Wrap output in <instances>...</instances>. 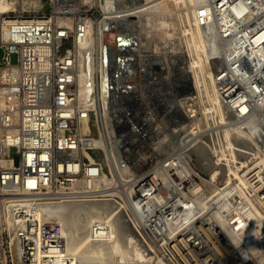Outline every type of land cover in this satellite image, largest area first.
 Listing matches in <instances>:
<instances>
[{
  "label": "rangeland",
  "instance_id": "rangeland-1",
  "mask_svg": "<svg viewBox=\"0 0 264 264\" xmlns=\"http://www.w3.org/2000/svg\"><path fill=\"white\" fill-rule=\"evenodd\" d=\"M83 1L86 3V9L93 17L89 16L88 18L92 20L94 28V39L91 44L94 48H91V45H89L91 49H88L89 47L87 46L88 48L86 47L85 52V55L87 54L86 56L88 57H86L88 59H86V64H88L86 68L91 65L87 69V77H91L92 75L94 77H91L93 82L90 78L86 81L89 88H87L86 95L88 93L91 95L90 99L89 95H85L86 99L84 100H86L87 104L88 99L92 100L95 98V101H92V105L95 104V107L92 106V109L90 108L89 115L91 116L88 120L93 121L94 124L92 126L94 130H98L97 133L104 138V142L109 150L115 146L113 148L115 152L113 150V153L119 155L116 156L119 157L125 170L122 172L124 175L126 174L127 181L121 179L122 182H117L115 180L116 174L114 175V180L118 185V191L115 190L114 192L116 193L114 194H116L115 200L117 205H119L116 209L117 213L124 215L129 222L130 228L128 230L130 231L128 232V236L130 241L143 246L141 247L142 249L147 248L152 254L153 252L160 253L163 248L160 236L156 233L154 235V232L150 231L145 222L142 224L144 219L142 216L140 217L136 210V214L133 213L134 216L132 215L133 205L129 204L128 201L130 203L135 202V200L145 194V191H143L145 188L158 185L164 186L165 190L169 192L168 198L170 204L179 199L184 200L183 191L187 196L192 197L193 189L197 186L204 192H209L213 189V186L222 188L230 185L229 183L227 184L229 177L227 160L221 154V151L224 149L227 152L232 150V148L229 149L225 137L227 129L234 131L230 135V138L234 142V147L236 146L237 148L239 146L240 148V145H245L242 147L249 151L250 155L248 154V156L251 158V161L260 156L264 158L263 135L258 134V136L252 139H247L248 137L238 136L235 131V126L238 124L244 125L247 119L239 120L240 122L236 121V114L243 115V113L239 112V106H237V103H234L235 98H238L241 94L245 96L247 101L251 102L252 100L264 98L258 91V86L264 85V57L259 52L255 53L254 57H251L244 46H242L244 39L264 29V21H262L264 19V5L262 4L261 6V3L257 0H250L248 6L244 2L246 4L245 8L247 9L248 7V12H252L253 15L247 12L244 16H239L240 22L236 24L235 30L233 32L228 31L223 40L219 38L220 31H223V22H218L211 30V34L206 37L207 45L205 49L201 50L200 57L197 55L195 48L191 47L194 51L193 49L190 50L189 46L191 44L189 41L191 34L187 30L189 22L187 23L184 11L186 8H183V6L177 9L173 8V11L168 10L169 15L167 11L162 14L163 16H153V14H146L144 12L139 17L135 13H137V10L139 11L146 7V5H150V3H147V0H115V9H112L114 14L111 11L109 13L112 16L111 18L105 13L106 10L101 7L100 0H92V2H90L91 0L88 2L86 0ZM156 1L150 0L149 2L153 4ZM260 1L264 2V0ZM210 3L215 6L216 0H211ZM202 4L200 7L204 6L205 3ZM257 6L259 7L257 8ZM178 11L182 15H179ZM129 12L131 13L129 14ZM131 14L134 15L132 16ZM173 14L176 15L174 16ZM107 15L109 18H107ZM123 15L124 18L122 17ZM159 17L164 23V25L161 24L162 27L159 21L157 22ZM104 18L105 20H103ZM163 19L168 23L164 22ZM100 20L104 23H99ZM106 20L110 22V25L106 23ZM72 22L74 24V20H71L70 23L74 27ZM94 22L97 23L94 24ZM99 25L105 29H101ZM108 33H116V36L119 33V35L116 37L117 39L115 38L111 41L108 39ZM243 34L245 35L243 36ZM210 35L216 36L215 44L217 52H214L213 45L209 42ZM95 36L97 37L96 42L94 41ZM106 38L108 41L110 40V43ZM100 39H105L106 41H101ZM101 43L104 44L103 47L105 49L101 47ZM103 49L105 50L104 52ZM67 50L63 52L67 54ZM89 54H92L91 58ZM3 55L4 52L0 48V64L3 63ZM259 59L262 62L259 66H256ZM90 60H94V63L92 64ZM234 60L239 63L234 65ZM11 62L13 64L18 62L17 54L11 55ZM127 66L136 72L132 71V69L129 71L128 68V70L123 71L124 73L120 72L122 67L125 68ZM101 67L104 69L103 72H101L103 70ZM105 74L106 76H104ZM241 74L246 78V85L242 83ZM237 80L240 81L241 88L231 97H226L224 95V88L230 85V82ZM77 82L75 80L73 100L75 101L76 99L79 102L80 99L77 96L79 83ZM213 83L217 86L218 91L220 90L218 93L221 98L222 107H220L221 110L219 112H213L211 108L210 97L213 94ZM104 86L107 87L108 91ZM104 89L107 91L106 94ZM79 103L82 107L85 104L83 102ZM243 103L250 105L246 100ZM88 106L91 107V101ZM210 113L213 114L210 115ZM209 118L212 119L210 120ZM208 120L209 123L207 122ZM81 124L82 122L79 120V130L82 136ZM90 130V134L95 132H92L93 129L91 128ZM245 154L238 153V157L240 158L241 156L243 158ZM96 159L100 161L99 158ZM117 165L115 164V169H117L115 173L122 178L118 169L119 166L116 167ZM105 167L108 170V165H105ZM178 170L182 171V173H177ZM216 170V178L211 180V173ZM129 171L130 173H128ZM262 171L264 174V169ZM83 177L78 176L76 178ZM209 180L210 185L206 183ZM232 182H237V179L235 180L234 178ZM130 184L134 185V193L132 192L134 195L130 193ZM77 189L75 188L79 193L88 190L80 189V187L78 189L80 191ZM250 191L248 190V192ZM155 193H157L156 189ZM59 195L64 196L61 193ZM59 195L46 194L40 197H49L44 198L48 202L64 200ZM52 196H58L60 199L53 198ZM216 197L217 195H214V198ZM132 199L134 200L133 202ZM157 213H160L159 210ZM133 218L141 220V222L137 221L140 224V229L135 228ZM142 225L144 227H141ZM132 226L136 231L138 230L137 239L132 235ZM140 230L143 235L139 233ZM170 250L173 254L175 253L173 248L170 247ZM177 260L176 263L175 260L174 262L172 260L167 262L169 264H186L180 257ZM221 264H226V260Z\"/></svg>",
  "mask_w": 264,
  "mask_h": 264
},
{
  "label": "bare ground",
  "instance_id": "bare-ground-1",
  "mask_svg": "<svg viewBox=\"0 0 264 264\" xmlns=\"http://www.w3.org/2000/svg\"><path fill=\"white\" fill-rule=\"evenodd\" d=\"M88 1L89 0H86V2ZM149 1L150 0H147V3H150V5H146V7L140 9L139 11L137 10V13L135 14L141 17V14L145 12L146 14H153V16H160L164 12L166 13V11L167 14L169 11H173V8L177 9L181 6H183V8H186L184 9L186 13L185 16L187 17V23L189 22L187 30L191 34V39L189 41L191 45L189 43L187 44L190 45H188L190 48H195L197 55H199L200 57L201 50L205 49L207 45L206 37L211 34V30L214 28V26H216L218 22H223V31H220L219 36L220 40H223L228 31L233 32L235 30L236 24L240 22L238 17L242 15L244 16L246 5L245 0H216L215 6L214 4L212 5V3H210L211 0H157L153 4H151L152 2ZM208 1L210 2L208 3ZM90 2H92V0ZM17 3L18 2L16 0H0V12L16 9ZM99 3H101V7L106 10L105 13L108 15L110 11H113V8L115 9V0H100ZM202 3L205 4L204 6L200 7V5H203ZM42 4L43 3L39 0L23 1V7H30L33 5L38 7ZM130 13L131 12H129V14ZM248 13L250 15H253L252 12ZM108 15L107 18H109ZM124 15L122 16L123 18ZM173 15L175 16L176 14ZM179 15H182V13H179ZM110 17L112 18V16ZM125 17H127V15H125ZM105 18L103 20H105ZM114 19L116 20L115 17ZM71 20L73 19L62 18V20H60L61 24H64L69 28L70 35L69 38H66L64 40V44L62 45L60 51L64 55H66V52L64 53L63 51L68 49L67 54L73 55L76 58L77 64L74 81L77 80V83H79L77 96H79V99L81 100H79V102H83L86 104V100H84L86 99L85 97L89 95L88 97L90 99L91 95L89 93L88 95H86V91H88L89 89L87 87L86 81L88 80V78L92 79L91 77L93 75L91 73L92 76L90 75L91 77H87V69H89L91 65L86 68V65H88L86 64V59L88 57L86 56L87 54L85 55V52L87 46L89 47H87L88 49H91L93 47L91 45L94 39L93 22L90 18H87V35L84 41L79 42L75 40L73 26H71L70 24ZM101 20L99 23L102 22L101 24H103L104 22ZM158 21L160 25H164L160 17L157 22ZM96 23L94 22V24ZM106 23L109 24L110 22L107 21ZM72 25H74L73 22ZM101 29L105 28L101 27ZM119 33L117 34V36L119 35ZM108 34V39H110L111 41L117 37L115 35L116 33ZM244 35L245 34H243V36ZM96 39L97 37L95 36V42L97 41ZM108 39L106 38L107 41ZM110 40L108 41L109 43ZM209 42L212 43L214 52H217V46L215 44L216 36L210 35ZM101 44V47H103L104 44ZM89 45H91V48ZM242 46H244L251 57H254L255 53L257 54V52H259V54L264 57V29H261L253 36L244 39ZM193 48H191L190 50H192ZM104 49L103 52L105 51ZM93 61H91L92 64L94 63ZM233 62L234 65H237L239 63L235 60ZM261 62L262 60L259 59L258 63H256V66H259ZM128 66L125 68H123V66L120 69V72L125 71ZM21 68L22 67L17 64H7L0 66V81H2L4 78H9L12 83L18 82L22 77ZM131 69L132 68H130L129 71ZM103 71L104 69L101 72ZM132 71L135 70L132 69ZM104 76H106V74ZM240 77L242 79V83L246 85V78L244 77V75ZM91 81L93 82V79ZM229 84L230 85L224 88V95L226 97H231L238 91V89L241 88L239 80L230 82ZM106 86L104 87L107 90ZM212 88L213 94L210 97L211 108L213 112H219L221 110L220 107H222L221 98L218 93L220 90L218 91V88L214 83ZM106 90L104 89V91ZM107 91L105 92V94L107 93ZM252 91H254V89H252ZM258 91L259 94H262L264 96V85L261 87L258 86ZM89 99L87 100L88 102L86 105L83 104V111L86 112V117L80 119L82 122V137L84 136L82 140L85 141L89 139L91 141L89 143L90 145L85 146V148L87 149L84 152L87 154V157H90V159H92L93 157L99 158V160L101 161V165H103L104 167L105 165H108L110 170L108 171L106 168H104L102 176L98 179H95L94 177H90L88 175H84L83 178L72 179L69 184L76 189L77 187L78 189L79 187L80 189L83 188V190L88 189L84 190V192L82 191L81 193H79L76 191L70 194L65 193L64 196L59 195L61 196L60 198H64V200H57L55 202L45 201L46 199L44 198L46 196L44 198H33L32 196L26 195L24 196V198H22V200H19L18 202L11 201L10 205L8 206L9 208L7 207L9 211H12V209H15L21 203L29 202V205L33 204L35 206V212H37L38 218L41 222L49 223L55 226L59 225L60 234L64 240L66 247L64 253H67V258L72 259L73 264H169L167 262L169 260H172V262H174L175 260L176 263V261H178V257L170 250L171 246L176 250L178 249L180 256L184 259L186 264H217V262L218 264H221L225 262V259L227 261L229 260L230 264H264V174L262 171L264 169V158H262V156L258 158L255 156V160L251 161V158L248 156V154L250 155L249 151L245 150L242 147L245 145H240V148L239 146H237V148L236 146L234 147V142L230 138V135L234 133V131H231V129H227L225 131V137L228 142L229 149L232 148V150L227 152L224 149L223 151H221V154L227 160V169L229 170L227 184L229 183L230 185L226 184L227 186H224L222 188L219 186H213V189H211V191L209 192H204L201 188H199V186H197L194 187L195 189H193L192 197L187 196V194H185L183 191L182 193L185 199H179L171 204L169 203L168 198L169 192L165 190L164 186L158 185L145 188L144 190L149 191V194H147L148 200H135V202H133L132 215L134 216V214H136L135 210L143 209L148 214L146 216L142 215V218L144 219H142V224H144L143 222H145L146 226L150 230L155 232L157 235L160 233L163 236L161 238V240H163L162 250L160 251V253H157L155 251L156 253L153 252L152 254V252L147 248L142 249L141 247L143 246L130 241V238L128 236V232L130 231L128 229L130 228V225L124 215H121L116 211V209L119 207L115 200L116 196L99 197L94 193L88 192L93 188L109 185L112 181V176L113 180L116 176L115 180L117 182H122L121 179H125L124 181H127L125 176L126 174L124 175L123 173L125 170L122 167V164L118 157L119 155L116 154L118 155L116 156L115 153H113V150L115 152V149H113L115 147L114 144H112L114 147L112 149L110 148L109 150L108 146L104 142V138L97 133L98 130H94L92 126L94 124L93 121L91 122V120H88L91 116L89 115V110L90 108L92 109V106L95 105H92V101H95V98H93L94 100ZM245 100L251 106L243 103L245 102ZM90 101L91 107L88 106L90 104ZM262 101H264L263 97L261 99L255 100V102L259 104L262 103ZM234 103H237V106H239L240 113H244L245 111H247V109L249 110L253 106H259V104L254 105V102L252 103L251 101H247V99H245V96L242 94L238 98H235ZM7 106V97L3 95L2 90H0V108H5ZM106 110L108 111V109ZM211 114L213 113H210V115ZM207 122L209 123V120ZM258 126L259 125L256 124V121L254 119L247 120L246 122H244V125H236L235 131L240 137H248L247 139H252L253 137L258 136ZM90 128L93 129L92 132H95L90 134ZM15 133L16 129L14 127H5L0 133V164L2 166H10L13 164V162H15V160H13L11 156L16 157V165H18L19 163V153H17V149H11V144L15 141ZM238 153L246 154L243 158L239 155V158ZM32 156V153L28 154L30 161ZM115 164H118L116 167L119 166L118 169L121 173L122 178H120V175L118 176L117 173H115ZM127 168L129 169L128 166ZM110 171L112 173V176H110ZM178 172L182 173V171L180 170H178L177 173ZM128 173H130V171ZM216 175L217 170L211 173V180L216 178ZM234 178L235 180L237 179V182H232ZM35 183H37L36 178L30 177V186L33 187ZM206 183H208V185L211 184L210 180ZM232 183L233 185H231ZM130 185V193L133 194V190L135 188L133 184ZM39 186L40 185L38 184V187ZM153 189H156L157 193H151ZM248 190L251 191L248 192ZM210 194L213 195L210 196ZM214 195H217V197L214 198ZM53 198L60 199L58 196H55ZM233 198L236 200V205H234L235 202L233 201ZM159 204L161 205L160 210L162 214L157 215L155 209ZM8 219L9 222L13 220L10 213H8ZM133 221L135 222V228L140 229V224H138L137 221L141 222V220L133 218ZM94 224L97 226L95 229L92 228ZM99 224L103 225L99 227ZM194 226L197 228V231L193 228ZM141 227H144V225H142ZM135 228L132 226L131 232L133 233L132 235L136 238V236H138V230L136 231ZM194 231H196L198 236L194 235ZM139 233L142 234V231L140 230ZM11 235L13 236V234ZM200 237L205 238L206 242H212V245L209 247V251L204 253V255L202 253L196 255V252L197 250H199V248L202 250V247L200 246L201 244L203 245L204 242V239H201ZM201 250L199 251L201 252Z\"/></svg>",
  "mask_w": 264,
  "mask_h": 264
},
{
  "label": "built area",
  "instance_id": "built-area-1",
  "mask_svg": "<svg viewBox=\"0 0 264 264\" xmlns=\"http://www.w3.org/2000/svg\"><path fill=\"white\" fill-rule=\"evenodd\" d=\"M16 1V9L0 12V48L4 52L0 66L13 64L11 55L15 53L16 64L22 67L18 82L12 83L9 78L0 81V90L8 101L7 107L0 108V133L5 127L16 129L11 149L19 153L18 165L14 156H11L15 160L12 165L0 164V264H73L64 253L66 247L59 225L41 222L35 206L29 202L21 203L12 211L7 207L11 201L18 202L26 195L40 198L46 194L74 193L75 188L69 184L72 179L84 175L98 179L106 168L84 152L91 141L82 140L79 120L86 117V112L73 100L77 61L73 55L60 51L64 40L70 36L69 28L60 20L73 18L74 37L80 42L86 38L87 18L91 14L83 0H39L43 4L38 7H23L24 0ZM245 2L247 6L250 4V0ZM263 103L254 101L253 104L259 106L247 109L243 115L236 114V121L254 119L259 125L258 134L264 136ZM29 153L33 154L31 161ZM30 177L37 181L33 187L29 184ZM106 186L88 192L99 197L115 196L118 185L113 176ZM144 191L138 199L148 200L149 191ZM151 193L154 194L155 189ZM233 201L236 205L234 198ZM160 206H156V213L160 212L157 215L162 214ZM136 211L140 216L148 214L143 209ZM8 213L12 215L11 222ZM193 228L197 231L195 226ZM196 231L194 235L198 236ZM158 236L163 237L160 233ZM201 239H204L202 250L199 248L201 252L197 250L196 255H204L212 245L205 238ZM173 250L184 261L178 249ZM226 262L230 264L229 260Z\"/></svg>",
  "mask_w": 264,
  "mask_h": 264
}]
</instances>
